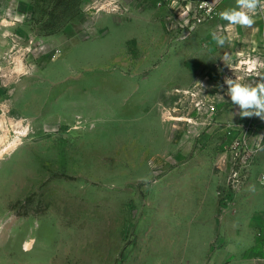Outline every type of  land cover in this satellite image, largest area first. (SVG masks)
Instances as JSON below:
<instances>
[{
    "label": "rangeland",
    "instance_id": "rangeland-1",
    "mask_svg": "<svg viewBox=\"0 0 264 264\" xmlns=\"http://www.w3.org/2000/svg\"><path fill=\"white\" fill-rule=\"evenodd\" d=\"M59 1L0 0V264H228L172 209L187 227L264 176V120L224 83L264 76V12L229 28L235 0Z\"/></svg>",
    "mask_w": 264,
    "mask_h": 264
},
{
    "label": "crops",
    "instance_id": "crops-1",
    "mask_svg": "<svg viewBox=\"0 0 264 264\" xmlns=\"http://www.w3.org/2000/svg\"><path fill=\"white\" fill-rule=\"evenodd\" d=\"M4 23L0 11V53L5 48V42L2 40L7 28ZM231 204L221 212L211 204L206 211L202 207L203 213L199 214V217L194 216L195 210V213L190 215L192 221L187 227L182 223V216L185 218L188 215L186 210L181 206L172 210L174 215L177 214L176 222L182 230L204 231L201 237L203 252L210 250L216 237H221V241L214 244L218 245V252H213V256L220 257L224 262L229 261L228 264H264V176L250 175L233 197ZM218 214H221V217H218ZM172 229H167V232ZM223 231L226 233L223 234Z\"/></svg>",
    "mask_w": 264,
    "mask_h": 264
},
{
    "label": "clouds",
    "instance_id": "clouds-1",
    "mask_svg": "<svg viewBox=\"0 0 264 264\" xmlns=\"http://www.w3.org/2000/svg\"><path fill=\"white\" fill-rule=\"evenodd\" d=\"M258 12H264V0H235V6L224 9L218 15L229 28H251ZM211 38L221 48L227 42L225 35L215 31L211 33ZM224 83L227 95L231 103L239 108L241 117L255 116L264 120V76L253 83H241L225 77Z\"/></svg>",
    "mask_w": 264,
    "mask_h": 264
},
{
    "label": "built area",
    "instance_id": "built-area-1",
    "mask_svg": "<svg viewBox=\"0 0 264 264\" xmlns=\"http://www.w3.org/2000/svg\"><path fill=\"white\" fill-rule=\"evenodd\" d=\"M234 181H236V182H239V180H237V179H233Z\"/></svg>",
    "mask_w": 264,
    "mask_h": 264
},
{
    "label": "trees",
    "instance_id": "trees-1",
    "mask_svg": "<svg viewBox=\"0 0 264 264\" xmlns=\"http://www.w3.org/2000/svg\"><path fill=\"white\" fill-rule=\"evenodd\" d=\"M64 0H60L59 2L61 3V2H63Z\"/></svg>",
    "mask_w": 264,
    "mask_h": 264
},
{
    "label": "bare ground",
    "instance_id": "bare-ground-1",
    "mask_svg": "<svg viewBox=\"0 0 264 264\" xmlns=\"http://www.w3.org/2000/svg\"><path fill=\"white\" fill-rule=\"evenodd\" d=\"M26 245V244H25Z\"/></svg>",
    "mask_w": 264,
    "mask_h": 264
}]
</instances>
